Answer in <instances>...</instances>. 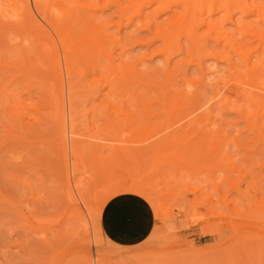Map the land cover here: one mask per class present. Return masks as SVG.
<instances>
[{
    "label": "rangeland",
    "instance_id": "obj_1",
    "mask_svg": "<svg viewBox=\"0 0 264 264\" xmlns=\"http://www.w3.org/2000/svg\"><path fill=\"white\" fill-rule=\"evenodd\" d=\"M28 1L31 2L30 5H33L31 0ZM100 1L72 0L78 6L80 3L82 6L85 3V8L84 6H79L81 10H88L86 6L89 3H96L98 6V10L95 12L96 17L100 16L102 21L112 20L108 33L115 34L120 39L122 38L121 42L127 44L123 43L125 45L123 49L127 50L135 60L137 59V63H141L144 60L146 65L148 64V70L151 71V68H154L151 72H153V75L156 72L157 80L167 84L168 81L166 80L172 82L173 79L177 84L175 86L170 84L169 87L177 86L176 88H178L181 79H178L180 77L179 75L177 76L176 72L184 66L181 61L183 56H172L167 64L165 57L156 53L155 49L161 46L159 44H162V41L158 37L153 36V32L157 28L150 21V18L147 17L150 16L156 23L165 24L171 14L159 13L153 15V12L149 14L150 8L153 7V5H150L145 7L148 8L145 9L146 11L143 9L144 12L142 11L141 13L143 15H134L132 20L128 21V14H124L128 13L132 7H128L126 13L122 10V7L125 4L128 5L130 0H117L119 2L115 0ZM62 2L61 0L48 1L49 4L54 3L57 7L62 6L63 8L60 9L63 12L68 11L67 13L72 14L76 4L72 5L74 8L70 10L71 8L69 9L66 2ZM13 3L15 4V0L14 2L13 0H0V5L2 6L0 7L8 10L4 13L8 17L0 15V34H2L0 35V50H2L0 54H4L3 57L1 55L3 63L0 66H5L0 68V72L3 73V75L0 73V86L3 85L0 89H6L5 86L13 82V80H15L14 83L19 85L16 84V88L14 83L10 84L12 90L10 91V88L8 91L5 90L10 92V95L0 90V264H264V217H261V215H264V112H259L254 125H250L251 121L255 119L253 115L247 121L241 114L239 118L240 115L235 110L243 101L240 100L242 97H239L241 95L237 90L238 78L233 75L235 78L232 79V73L227 68L226 63L222 60L208 59L203 61L200 71H197L199 69L192 64L193 66L190 65L187 68V77L190 76L189 78L193 82L203 78V85L199 80L196 83L199 86V93L202 95H200V104H204L217 92H222L231 97L232 102H230L228 107L233 108V110L226 108V106H220L225 107L224 109L218 107L219 105L215 104L218 99L214 98V100L212 99L213 101L211 100L212 102L210 101L212 104L209 102L203 105L204 107L197 103L199 109L195 110L196 112L194 111L195 113L193 114L197 116L200 114L202 117L198 116V118L196 116L197 120L192 121L187 115L189 110L184 111L181 109L180 111V108H182L180 104L181 107L178 105L179 108L177 107L176 114L172 112L173 115L171 113L165 114V111L164 113L161 112V114H165L163 116L158 113L159 111L153 112L152 110L151 115L148 113L150 116L147 114L149 117L146 116V120L142 121V123L147 121L148 126H142L141 130H138L131 123V118H129L132 106L125 105L123 107L128 114L127 121L123 118L117 119L119 116L114 108L121 106L120 103L115 102L116 106L114 102L112 104L109 101L111 105L103 99L104 94L108 91L106 81L117 82L116 77L118 74L111 68L108 69L116 66L115 62L112 60L113 64L111 63L112 65L110 66L107 63V57L104 55V58L101 54L98 56L100 51L98 52L97 49H94L96 47L92 46L93 43L90 45L91 42H89L91 34L100 35L101 32H98L101 31L100 25L102 22L96 23L95 21L93 23L94 21H90L92 24L90 26L93 28L89 29L94 32L91 34L86 29V27H90L88 26L89 23L85 25L82 22L85 26L81 23H75L74 26L78 30L74 28L75 31L71 30L72 33L70 32L72 34L70 35L72 46H70L74 47L71 52L75 53L73 56H71V53L72 60H70L73 63V67L71 65L72 80H74L73 89L75 90L76 88L77 94H74V96L76 95L74 99L71 98V101L75 100V103L71 102V105L74 104L72 106L74 107L73 111H77L73 113L75 136L72 135L73 137L69 140L76 148V155L71 156L69 152L68 164L69 167H72V165L78 167L75 174L70 175V177L74 176V181L71 182L81 186L80 190L84 202L79 198L78 193H75L76 190L70 182L71 193L74 194V200H72L73 198L67 193L68 189L65 188L63 151L61 147L59 148L60 145L57 142L59 122L58 120H52L51 109L47 108L49 106L46 103L48 102L47 98L42 97L44 95L41 88L35 87L38 83L34 81V77L32 78L33 80H29L32 74L34 75L35 73L29 72L30 76L25 77L27 75H24L22 79L20 78L21 80L17 78L21 77L22 73H25L23 70L21 72L22 68L20 66L22 62L23 66L26 64V68L33 69L27 58L31 59L33 57L31 53L35 56L41 52V46L40 48L38 47V52L35 49L38 43L41 42L44 46L45 42H48L46 46L50 44V37L48 40L46 39L49 31L50 33L52 31L39 19L38 21L41 23L39 22L38 24L35 21H30L31 18L27 17L29 21H26L27 19L20 21L19 17L15 16L17 19H14L12 8L16 5ZM114 3L116 5H113ZM117 5L121 8H116ZM78 8L76 9L78 10ZM60 9L58 10L60 11ZM88 11L90 15L93 14L92 10ZM56 12L55 10H49L48 13L52 20L55 23L61 22V26H67L65 23L67 14L58 16L59 13ZM2 13L1 11L0 14ZM11 15L13 19L10 17ZM16 16H19V14H16ZM144 16L150 21V30L142 28L141 23L145 24L144 21H146ZM51 17L49 18L51 19ZM5 18L11 21L7 22ZM16 20L31 22L30 24L34 22L36 26L39 24L41 26L36 27L33 25L32 27L31 25L30 27L28 26L30 24L27 23L28 25L24 27V22L21 24L19 21L16 22ZM62 21L64 22L62 23ZM15 22L16 24L19 22L22 26L20 27L18 24L16 25L17 27L14 26ZM6 23L8 26H12L13 29L12 27L7 29ZM22 27L24 28L21 29ZM38 27L39 29L42 28L41 30L43 31L45 30L46 35L43 31L39 32ZM233 27V25L227 26L230 29H233ZM6 30L8 31L7 34L10 33V35L5 34ZM41 33L45 36L42 37ZM84 33L88 34L87 37L84 36ZM50 35L54 37V33ZM137 36L142 41L133 43L132 41ZM32 40H35V42ZM55 41L58 43L57 39ZM85 42L92 46L90 48V50L92 49L90 57L84 55L82 51V49L86 48ZM100 42L106 44L105 41ZM79 45L80 47H78ZM94 45L98 44L94 43ZM100 46L104 47L106 45ZM116 47H114L115 49L113 48L114 53H118L117 49L119 48L118 46ZM95 50L97 51L95 52ZM26 51L31 56L28 54L27 57L25 55L27 54L25 53ZM149 51L152 53L150 52L149 54ZM21 54L23 58L26 56L24 58L26 61L21 58ZM142 55L146 57H141ZM179 57L182 58L180 59ZM45 58L46 56L44 58L40 57L43 60H46ZM5 59L9 61L7 62ZM14 59L16 64L12 63ZM18 61H21V63ZM42 61L41 63L45 65L39 64L40 67H36V70H40L42 73L44 71V76H47L46 80L49 79L50 83H53L55 77L52 71L49 70L48 60ZM104 61L109 65L106 68L107 70L103 67L106 66ZM5 62L9 63L10 66H6L7 63ZM139 66L142 67V64ZM138 68L140 69V67ZM17 70L19 72H16ZM158 71H161V73ZM26 72L28 73V71ZM14 76L17 79H13ZM168 77L172 79H167ZM24 78L25 81L23 80ZM28 80L30 83L31 81L36 83V85H33L35 88L32 89V86L29 88L32 85L29 83V87L26 89L27 85L25 83ZM230 80L231 83L229 82ZM21 81L26 87L23 86ZM232 82L233 85L231 86ZM53 84L56 87V91L57 81ZM196 85L194 83V86ZM232 87H235V89ZM170 88L169 90L172 91V88ZM220 88L223 89L221 90ZM28 93L30 94L28 95ZM18 94H22L24 96L23 99L26 96L37 98V104L43 102L41 106H45L43 107L44 113L39 111L41 108L38 111L37 109L36 111L30 109V115L32 114L31 116L34 119L35 117H42L44 122H37L38 125L35 124L33 126L31 125L34 120L33 117L18 118L13 103ZM65 94H68V92L66 93L65 91ZM10 96H13V100ZM2 99L6 100V102ZM43 99L44 101H42ZM65 104L67 106V102ZM129 106L131 109H128ZM152 106L156 107L154 110H160L158 104H152L149 108L153 109ZM205 107L206 109L208 108L206 111L210 114H208V120H211L209 123L207 122L208 120L205 121L207 125L204 123L202 127H199V121H201L206 112L202 110ZM216 107L220 108L217 117H215ZM200 108L202 109L200 110ZM253 109L252 105L248 108L249 111ZM84 110H86V114ZM46 111L49 117L45 114ZM42 114L47 117H43ZM104 114L107 115L105 116ZM102 115L105 118H102L104 117ZM110 116H112V120L114 119L113 121L109 120L111 119ZM184 117L187 118L185 119ZM221 117L224 124L220 119ZM106 118L109 120L108 123ZM157 118L161 119L157 120ZM174 120L175 123H173ZM185 122L191 125L188 127L191 131L185 128V131L183 130L184 134H182L179 129L188 126ZM219 122H222L224 132L227 131L226 140L234 135H240L236 139L239 142H229L227 140V143L224 139L225 136L224 138L221 137V140H225L224 143L223 141L218 142L219 140L217 139L219 137H217L216 141L210 137L206 140V137H204L205 140L202 139L204 147L198 143L199 147L196 150L197 145L194 143L196 145L194 147L195 150L191 149L190 145L192 144L189 142H191V137L195 134L192 131L194 126L197 127V131L199 129L201 131L198 134L199 139V137H202V131L206 133L205 135L212 136L213 132H211V129ZM179 123L182 125L180 126ZM223 133H219V135ZM170 134H176L177 137ZM163 137H165L164 140ZM170 139L171 142H169ZM69 140L68 151H70ZM160 140L166 143L160 142L159 149L157 143ZM210 142H212L213 146ZM209 144L211 149H209ZM186 148L187 150H185ZM64 189L67 190L65 191ZM87 209L92 211L90 218L89 215L87 216ZM85 222L88 231L84 229ZM94 238L98 241H95Z\"/></svg>",
    "mask_w": 264,
    "mask_h": 264
},
{
    "label": "bare ground",
    "instance_id": "obj_2",
    "mask_svg": "<svg viewBox=\"0 0 264 264\" xmlns=\"http://www.w3.org/2000/svg\"><path fill=\"white\" fill-rule=\"evenodd\" d=\"M33 5H30L31 2H29L28 0H15V4L16 5L13 9V17H19L18 19L21 21V20H25L27 18H31L30 21H35L36 24H38L41 20L43 23H45L46 26H48L50 29H51V33H54V37L55 39H57V42L55 41L54 37H52L50 34V31H49V35L47 37L46 40H48V38L50 37V44L46 46V44H48V42L46 43L45 42V46L40 42L38 43L37 48L41 46V52H39V54H37L39 48H35L37 50L36 54L37 55H33L32 54V58L28 59V63H30V65L32 64V67L33 69L31 68H26V64H24L23 66V62H22V67L20 66L21 69V72H25L24 74L22 73L21 77H17L18 79H22V77H24V75H27L25 77H29L30 74L29 72H32V73H35L34 75L32 74L31 78H26V79H29V80H33L32 78L34 77V81L36 83H38L37 86L36 83H31L29 82H26L24 86V83L23 81H21V83H23V86L26 87V89L29 87V83L32 84L30 85L29 88H31L32 86V89L37 87V88H41L42 91H43V95L41 94L42 97H46L47 98V101L46 102L47 104H49V106H47V108H49V110L51 109L50 113H52V120L53 121H56L58 120L59 122V128H58V141L59 142L58 144L60 145L59 148L61 147L62 151H63V167H64V171H63V175H64V178H65V188H67V193H69V195L73 198V195L71 193V186H70V182L71 181H74V176L73 177H70V175H74L76 170H77V166L75 165H72V167H69V162H68V154L70 152V155L74 156L76 155V148L71 144L70 140H71V137H73L72 135L75 134V129H74V123L73 121L74 120V116H73V113L74 111L76 112L77 110H74L73 111V108L72 107L73 105H71V102H74L75 100L71 101L74 97H76V95L74 96V94L76 93V88L75 90L73 89V82L74 80H72V67H73V63H71L72 59H71V56H73V52H71L73 50V48L71 47L72 44H71V40H70V32L71 30L75 31L74 28H76L74 25L75 23H85V25L89 23L88 26L92 25L90 23V21H94L93 23H96L98 22H102V24L100 25L101 26V31H99L98 33H100V35L95 34H91V33H94L93 30L91 32V30L89 28H93V27H86V29H88L91 34V36H93L91 38H89V42L90 45L93 43L92 46L96 47L94 49H97L98 50V56L99 54L105 55L106 60H107V63L111 66L113 64V61L115 62L114 64H116V66H112V67H107L109 65H107V63L105 64L106 66H103L105 69L108 68V69H112L114 70V72H116L118 74V76L116 77L117 82H114V81H106L105 85L108 86V91L106 92V94H104V100L107 101V102H114V104L116 105L115 102H119L121 106H119L118 108L115 107V112L117 113V115L119 116V118L117 119H124L127 121L128 119V114L126 113V110L123 109V107L125 105H130L132 106V110L131 111V115L129 116V118H131V123H133V125L136 126V128L138 130H141L142 126H146L147 125V121H145L146 123H142V121L146 120L145 117H149L152 113V110L153 112L154 111H159L158 113H160V115H165L167 113H171L172 112H175L176 114V110H177V107L179 108L178 105H182V108H180V111L181 109L182 110H186L188 112V116L190 118V120L192 121H195L197 120V117L201 116L200 114L195 115L193 113H195L197 109H199L197 106L199 103L200 104V97L202 96L200 93H199V86L196 85V83L199 82L201 83L202 82V85H203V81L202 79L203 78H200L199 75H197V77H199L200 79H196L197 81H192L190 80V76L187 77V68L190 67V65L194 64L196 66L197 71H200V69L202 68V63L203 61L205 60H208V59H211V60H222L223 62L226 63L227 65V68L230 70V72L232 73V79H234L235 77H233V75H235L237 78H238V81H237V90H238V93L241 95L239 97H242L240 100L243 101V105L241 104L239 107H237V110H235V112H237V114H241L242 117L247 121V120H250V117L253 115L255 117V119H253V121H251V124L250 125H254L256 123V117L259 115V112H264V0H130L129 4H125V6L122 7V10L125 11L126 13V9L128 7H132L131 10H133L132 12H129L124 14V15H127L129 17L128 18V21H131L132 20V17L135 15H140L143 11V9H148V8H145V7H148L150 5H153L152 8H150V13L148 11L149 14H152L153 12V15L155 14H159V13H170L171 16H169V20H167V22L165 24L163 23H156V21L153 19H151L150 16H147L150 18V21H152V23L155 24V27L157 29H155L156 31H152L154 33L153 36H155L156 38L158 37V39H160L162 41V44H159L161 45L160 47H157L155 50H156V53L157 54H160V55H163L165 57V62H167V64L170 62V59L172 56H175V55H182L183 56V59L181 60L182 61V64L184 65L182 69L178 70L177 73V76L179 75L180 78L178 79H181V81H179L180 85L178 86V88L174 87L177 82H175L172 78L168 77L167 79H172V82H169L170 80H166L168 81V83L165 84L163 82H161V80H157V77L155 76V73L153 75V69L154 68H151L152 70H148V64L146 65L145 61L142 60L140 64H142V67L139 66L140 64L137 63V59L135 60V58L130 55L127 50L123 49L125 47V44L121 42V39L116 37L115 34L112 35L109 34V27H110V23L112 20H101L100 19V16H97L96 17V14L95 12L98 10V6L95 4H88L86 7L88 8V10H92L93 11V14H89L88 10L84 9V10H81V3H80V7L78 6V4H76L75 2H72V0H61L66 2V5L69 7L70 10H72L74 7H72V5L74 6V4H76V8H78L79 10V13H78V10L75 8V10L73 11V13H67L68 11H62L61 9L63 8L62 6L61 7H57L54 3L52 4H49L48 1L49 0H31ZM53 2V0H51ZM84 1V0H83ZM100 1V0H99ZM107 1V0H106ZM114 1V0H113ZM117 1V0H115ZM129 1V0H128ZM14 2V0H13ZM62 2V3H64ZM101 2V1H100ZM112 3V1H110ZM119 2V1H117ZM126 2V1H125ZM110 3V4H111ZM128 3V2H127ZM12 4V5H13ZM57 4H60V3H57ZM83 4V2H82ZM85 4V3H84ZM83 4L84 8H85V5ZM121 4V3H120ZM13 5V6H14ZM71 5V6H70ZM113 5H116L115 3ZM1 6V5H0ZM12 6V7H13ZM57 8H56V7ZM64 6V5H63ZM78 6V7H77ZM82 6V7H83ZM2 7V6H1ZM0 7V8H1ZM65 7V6H64ZM67 7V8H68ZM120 6H116V8H119ZM61 8V9H60ZM102 8V7H101ZM121 8V7H120ZM119 8V9H120ZM2 9V10H1ZM0 10L3 12L2 14H0L2 17L5 15L4 13H6V10L5 8H1ZM60 9V11L58 10ZM100 9V8H99ZM17 10V11H16ZM49 10H55L58 11L56 13H59V15H66V20H65V23L67 24V26H61V22H58V23H55V21L52 20V17L49 15ZM66 10V8H65ZM68 10V9H67ZM77 10V11H76ZM152 10V11H151ZM0 11V12H1ZM8 11V10H7ZM14 11H16L14 13ZM76 11V13H75ZM146 11V10H145ZM91 12V11H90ZM144 12V11H143ZM78 13V14H77ZM100 13V12H99ZM131 13V14H130ZM147 13V12H146ZM12 14V13H11ZM15 14V15H14ZM16 14H19V16H16ZM130 14V15H129ZM122 15V16H124ZM143 15V14H141ZM103 16V15H101ZM121 16V17H122ZM236 16V18L234 19V17ZM4 17H8V16H4ZM12 18V15L10 16ZM14 19H17L15 18ZM24 19H23V18ZM27 17V18H26ZM51 17V19L49 18ZM140 17V16H138ZM146 21H144L145 24H143V22L141 23L142 25V28L143 29H146V30H150V25H149V19L144 16ZM22 18V19H21ZM63 18V17H61ZM155 18V17H154ZM6 19V18H5ZM13 19V18H12ZM60 19V18H59ZM104 19V18H102ZM148 19V20H147ZM7 22L8 21H11V20H8V18L6 19ZM19 20H16L19 21ZM62 20V19H61ZM4 21V20H3ZM19 21V22H20ZM26 21H29L28 19ZM165 21V20H164ZM6 22V21H5ZM14 24V26H16L18 24V26L20 25V23L22 24L23 22V26L25 27V25H28L27 23L29 22H25V21H22V22H18L17 24ZM64 21H62L63 23ZM14 23V22H13ZM31 23V22H30ZM29 23V24H30ZM34 22H32V24L28 25L31 27H33V25L36 26ZM41 23V22H40ZM7 25V23H6ZM40 25V24H39ZM37 25V26H39ZM77 25V24H76ZM83 26H85L84 24H82ZM140 25V26H141ZM228 25H233V29H230V28H227ZM8 26V25H7ZM22 25H20L21 27ZM27 26V27H28ZM34 26V28H35ZM36 26V27H37ZM41 26V25H40ZM39 26V27H40ZM42 26L44 27V25L42 24ZM74 26V27H73ZM12 26H8L7 29H10ZM17 27V26H16ZM24 27H22L21 29H23ZM38 27V29H39ZM81 27V26H79ZM95 27V26H94ZM97 28H99L97 25H96ZM152 27H153V24H152ZM29 28V27H28ZM46 28V27H45ZM48 28V29H49ZM73 28V29H72ZM2 29V28H1ZM13 29V27H12ZM20 29V30H21ZM32 29V28H31ZM42 28H40L38 31L42 32L43 30H41ZM47 29V28H46ZM49 29V30H50ZM77 29V28H76ZM83 29V28H82ZM5 30V29H4ZM30 30V29H28ZM33 30V29H32ZM78 30V29H77ZM85 30V29H84ZM3 31V30H2ZM7 31V30H6ZM14 31V30H13ZM48 31V30H47ZM4 32V31H3ZM16 32V31H15ZM26 32V31H25ZM29 32V31H28ZM37 32V31H36ZM34 32V33H36ZM96 32V30H95ZM111 32V31H110ZM8 31L5 33L6 35H10L7 34ZM43 33H45L46 35V31L44 30ZM72 33V32H71ZM87 33V32H85ZM84 33V36L87 37V35ZM97 33V32H96ZM4 34V33H3ZM4 34V35H5ZM37 34V33H36ZM2 35V34H0ZM29 35V34H28ZM39 35V33H38ZM36 35V36H38ZM42 37L45 36L44 34H42ZM118 35V34H116ZM137 35V34H136ZM33 36V35H32ZM40 36V35H39ZM83 36V34H82ZM95 36V37H94ZM98 36V37H97ZM20 37V36H18ZM17 37V38H18ZM35 38V36H33ZM22 38V37H21ZM45 38V37H44ZM43 38V39H44ZM80 38V37H79ZM83 38V37H82ZM134 38V37H133ZM23 39V38H22ZM42 39V40H43ZM81 39V38H80ZM84 39V38H83ZM87 39V38H86ZM45 40V41H46ZM70 40V41H69ZM33 41V40H32ZM39 41V40H38ZM69 41V42H68ZM82 41V40H81ZM87 41V40H86ZM100 41H105V43H101ZM139 41H142L140 38H135L132 42L133 43H136V42H139ZM35 42V40L33 41ZM88 42V43H89ZM99 42V43H97ZM148 42V41H147ZM4 43V42H3ZM44 43V42H43ZM70 43V44H69ZM86 43V42H85ZM94 43L98 44V45H94ZM108 43V44H107ZM141 43V42H140ZM58 44V45H57ZM16 45V44H15ZM71 45V46H70ZM88 45L87 43L85 44L86 48L85 47H82V48H85V49H82L84 55L86 56H89L92 54V49L90 50V48L92 46ZM100 45H106V46H100ZM115 45V46H114ZM14 46V45H13ZM33 46V45H32ZM60 46V47H59ZM81 46H83L81 44ZM90 46V47H88ZM116 46H118L119 49H117L118 53H114L113 52V48H117ZM25 47V46H24ZM80 47V45L78 46ZM98 47V48H97ZM7 48V47H6ZM15 48V47H14ZM32 48V47H31ZM43 48V49H42ZM114 48V49H115ZM12 49V48H11ZM16 49V48H15ZM27 49V48H26ZM72 49V50H71ZM77 49V47H76ZM80 49V48H79ZM7 50V49H6ZM14 50V49H13ZM19 50V49H18ZM95 50V52L97 51ZM2 50H0L1 52ZM20 51V50H19ZM35 51V50H34ZM44 52L45 56H46V60H48L47 63H49V70L52 71L55 79H54V82L57 81V89L55 91V88L54 87V82L50 83V80L49 82H47L48 80L47 79V76H44L45 74L44 71L42 69L41 70L43 71L40 72V70H36V67H40L39 64H42L41 61L43 59H40L41 58H44V54L42 55V53ZM91 53H90V52ZM5 52V51H4ZM14 52V51H13ZM90 54H89V53ZM151 51H149V54H150ZM12 53V52H11ZM10 53V54H11ZM27 54H25L27 57H28V53L27 51L25 52ZM72 53V55H71ZM152 53V52H151ZM154 53V52H153ZM7 54V53H6ZM14 54V53H13ZM16 54V53H15ZM14 54V55H15ZM20 55V53H18ZM30 54V56H31ZM2 53L0 54V65H2L1 63H3L2 61V57H1ZM17 55V54H16ZM18 55V56H19ZM24 55V53H23ZM40 55V56H39ZM43 57H42V56ZM71 55V56H70ZM82 56H84L83 54H81ZM95 55H97L95 53ZM146 55V54H144ZM8 56V55H7ZM26 56L24 58H26ZM29 56V57H30ZM37 56V58H36ZM90 57V56H89ZM104 57V58H105ZM136 57V56H135ZM141 57H146V56H141ZM8 58V57H6ZM11 58V57H10ZM21 58H23L22 54H21ZM87 58V57H86ZM138 58V57H137ZM180 58V57H179ZM182 58V57H181ZM180 58V59H181ZM15 59H17L15 57ZM14 59V61L12 63H15L16 64V60ZM71 59V60H70ZM88 59V58H87ZM93 59V58H92ZM98 59V58H97ZM101 59V58H100ZM103 59V58H102ZM140 59V58H138ZM6 60V59H5ZM18 60V59H17ZM25 60V59H24ZM46 60H43L42 62L46 61ZM113 60V61H112ZM7 62L9 60H6ZM11 61V59H10ZM23 61V60H22ZM26 61V60H25ZM24 61V62H25ZM137 61V62H136ZM179 61V60H178ZM5 62V63H7ZM19 62V61H18ZM17 62V64H18ZM11 63V64H12ZM21 63V61L19 62ZM26 63V62H25ZM46 63V64H47ZM112 63V64H111ZM180 63V62H179ZM13 64V65H15ZM37 64V65H36ZM139 64V65H138ZM165 64V65H167ZM176 64V63H174ZM181 64V63H180ZM179 64V65H180ZM12 65V66H13ZM29 65V66H30ZM35 65V66H34ZM45 65V64H42V66ZM72 65V67H71ZM6 66H10L9 63H7ZM174 66V65H172ZM193 66V65H192ZM5 66H0V68H4ZM17 67V66H16ZM100 67V66H99ZM102 67V69H103ZM140 67V69L138 68ZM19 68V69H20ZM26 68V70H25ZM98 68V67H97ZM179 68V67H178ZM226 68V70H227ZM9 69V68H8ZM29 69V70H27ZM3 70V69H2ZM23 70V71H22ZM45 70V69H44ZM48 70V72H49ZM101 70V68H100ZM107 70V69H106ZM225 70V71H226ZM28 71V73L26 72ZM51 71H50V74H51ZM104 71V69H103ZM172 71V70H171ZM170 71V72H171ZM175 71V70H174ZM173 71V72H174ZM196 71V70H195ZM202 71V70H201ZM16 72H19L18 70ZM20 72V73H21ZM107 72V71H106ZM105 72V73H106ZM112 72V71H111ZM113 72V73H114ZM161 73V71H158ZM169 72V73H170ZM229 72V71H228ZM227 72V73H228ZM229 72V73H230ZM2 75L3 73L0 72ZM5 73V72H4ZM46 73V72H45ZM167 73V71H166ZM189 73V72H188ZM0 74V75H1ZM14 74V73H13ZM49 74V73H48ZM49 74V75H50ZM191 74V73H190ZM189 74V75H190ZM197 74V73H196ZM195 74V75H196ZM162 75V74H161ZM160 75V76H161ZM167 75V74H166ZM194 75V74H193ZM201 75V74H200ZM19 76V74H18ZM52 76V75H51ZM159 76V75H158ZM171 76V75H170ZM228 76V75H227ZM44 77H46L44 79ZM53 77V78H54ZM229 77V76H228ZM14 78L13 79H17ZM50 78V77H49ZM163 78V76H162ZM176 78V77H174ZM221 78V77H220ZM1 79V77H0ZM20 79V80H21ZM158 79H160L158 77ZM165 79V78H164ZM163 79V80H164ZM25 81V78L23 79ZM46 80V81H45ZM109 80V79H108ZM162 80V81H163ZM176 80V79H175ZM229 80V79H228ZM5 81V80H3ZM27 81V80H26ZM174 81V82H173ZM1 82V81H0ZM15 80H13V82L11 83H14ZM17 82V81H16ZM47 82V83H46ZM105 82V81H104ZM225 82V81H224ZM231 83V80L229 81ZM7 84L6 89L5 88H1L0 90L3 92V93H6L8 91V89L10 88V84ZM50 83V84H48ZM194 83L196 86H194ZM200 83H198L200 85ZM228 83V81H227ZM17 83H14V86L17 88ZM172 85L174 84V86H171L172 88V91L169 90V85ZM235 84V82H234ZM33 85H36L35 87H33ZM225 85V84H224ZM233 85V82L231 84V86ZM3 85H1L0 87H2ZM13 86V87H14ZM19 86V85H18ZM21 86V85H20ZM75 86V85H74ZM123 86V87H122ZM125 86V87H124ZM223 86V85H222ZM230 86V85H228ZM236 86V85H235ZM12 87V88H13ZM23 87V88H24ZM201 87V86H200ZM20 88V87H19ZM123 88V90H121ZM170 88V89H171ZM175 88V89H173ZM202 88V87H201ZM235 89V87H232ZM4 89V90H3ZM14 89V88H13ZM21 89V88H20ZM221 89V88H220ZM223 89V88H222ZM221 89V90H222ZM233 89V90H234ZM7 90V91H5ZM12 89L10 88V91ZM40 90V89H39ZM74 90V91H73ZM203 90V88H202ZM201 90V91H202ZM229 90V89H228ZM34 91V90H33ZM65 91L66 93L68 92V94H65ZM74 93H73V92ZM217 91V89H216ZM227 91V90H226ZM26 92V91H25ZM36 92V91H35ZM40 92V91H39ZM230 92V91H229ZM236 92V91H235ZM8 94L10 92H7ZM6 93V94H7ZM12 93V92H11ZM41 93V92H40ZM39 93V94H40ZM71 97H70V95ZM73 93V94H72ZM95 93H98V92H95ZM228 93V92H227ZM30 93H28L29 95ZM34 94V93H32ZM77 94V93H76ZM10 95V94H9ZM12 95V94H11ZM14 95V94H13ZM65 95H66V99H65ZM68 95V96H67ZM73 95V96H72ZM201 95V96H200ZM212 95V94H211ZM237 95V94H236ZM23 95L21 94H18L17 98H15L13 100V96L11 97V99L13 100V103H14V106H15V110H16V114L18 116L19 119H22L24 117H27V118H30V109H34L36 111L39 110V111H43V107L45 106H41L43 105V102L40 104H37V98L34 99L32 98L31 96H26L25 99L24 96L22 97ZM35 96V95H34ZM95 96V95H94ZM1 97V96H0ZM9 97V96H8ZM15 97V96H14ZM41 97V99H42ZM212 97V96H211ZM39 98V97H38ZM78 98V97H77ZM214 98L218 99V101H216V105L218 104L220 106H226V108L230 109L231 107H228V105L230 104L231 101V97L228 96V94L226 95L225 93L223 94L222 92H217L212 98H210L209 100H207L206 102H204V104H200L201 107L203 105H206L208 104L212 99L214 100ZM4 99V98H3ZM2 99V100H3ZM10 99V101H12ZM33 99V100H32ZM40 99V98H39ZM215 99V100H216ZM9 100V98H8ZM35 100V101H34ZM212 100V101H213ZM234 100V99H233ZM237 100V99H236ZM6 102V100H3ZM44 101V99L42 100ZM211 101V102H212ZM9 102V101H8ZM36 102V103H34ZM41 102V101H40ZM67 102V106H66V103ZM109 102V103H110ZM210 102V103H211ZM218 102V103H217ZM4 103V102H3ZM12 103V102H11ZM75 103V102H74ZM108 103V105H109ZM214 103V102H213ZM111 104V103H110ZM111 104V105H112ZM152 104H158L159 105V109L157 110H154L156 109L155 106H152L153 109L149 108L151 107ZM212 104V103H211ZM245 104V105H244ZM76 105V104H75ZM107 105V104H106ZM180 105V107H181ZM199 105V107H200ZM210 105V104H209ZM250 105H252L254 107L253 110L249 111L248 108L250 107ZM12 106V105H11ZM34 106V107H33ZM117 106V105H116ZM130 106L128 107V109L130 108ZM211 106V105H210ZM214 106V105H213ZM155 107V108H154ZM197 107V108H196ZM204 107V106H203ZM216 107V112H215V117H217L219 115V109L220 108H223V107H220L218 108ZM76 108V106H75ZM78 108V107H77ZM85 109V107H83ZM130 108V109H131ZM213 108V107H212ZM218 108V109H217ZM225 108V107H224ZM223 108V109H224ZM151 109V110H150ZM202 108H200L201 110ZM208 109V108H207ZM206 107L205 109H202V110H207ZM222 109V110H223ZM233 110V108H231ZM79 110V109H78ZM87 110V109H86ZM84 110V113L85 111ZM179 110V109H178ZM198 110V111H200ZM14 111V110H13ZM80 111V110H79ZM105 111V110H104ZM166 111V112H165ZM195 111V112H194ZM204 111V112H205ZM211 111H214V110H211ZM231 111V110H230ZM89 112V111H88ZM107 112V110H106ZM165 112V114H161ZM178 112V111H177ZM201 112V111H200ZM221 112V111H220ZM105 113V112H104ZM129 113V112H128ZM150 115H149V114ZM183 113V112H182ZM180 113V114H182ZM211 113V112H210ZM214 113V112H213ZM234 113V112H233ZM47 114V111L46 113ZM80 114V113H79ZM78 114V115H79ZM86 114V113H85ZM84 114V115H85ZM103 114V112H102ZM109 114V113H108ZM149 116H148V115ZM186 114V113H185ZM209 112L206 111L204 113V116L203 118H201V121H199V127H202L203 124L205 123V121H207L209 118ZM236 114V113H235ZM43 115V114H42ZM41 115V116H42ZM75 115V114H74ZM105 115V114H104ZM102 115V116H104ZM107 115V114H106ZM105 115V116H106ZM154 115V113H153ZM173 115V114H172ZM195 115V116H194ZM212 115V114H211ZM222 115V114H221ZM224 115V114H223ZM241 115L239 116V118L241 117ZM40 116V117H41ZM47 117L46 115H43V117ZM80 116V115H79ZM83 116V115H82ZM102 117V118H105ZM109 116V115H108ZM107 116V117H108ZM156 116V114H155ZM168 116V115H167ZM184 116V114H183ZM182 116V117H183ZM187 116V117H188ZM197 116V117H196ZM214 116V115H212ZM33 116H31L32 118ZM49 117V116H48ZM84 117V116H83ZM81 117V118H83ZM111 119L109 120H112V116H110ZM170 117V116H169ZM186 117V118H187ZM198 117V118H199ZM202 117V116H201ZM223 117V116H222ZM220 118L221 120L223 118ZM236 117V116H235ZM80 118V117H79ZM109 118V117H108ZM154 118V116H153ZM165 118V117H164ZM167 118V117H166ZM177 118V117H175ZM185 118V117H184ZM183 118V119H184ZM185 118V119H186ZM211 118V117H210ZM213 118V117H212ZM238 118V119H239ZM34 119V117H33ZM36 119V120H35ZM32 121L31 125H35L37 124V122H44L42 117L41 118H36ZM37 119H39L37 121ZM42 119V120H40ZM107 119V118H106ZM156 119V118H155ZM158 119H161V118H157ZM180 119V118H179ZM237 119V118H236ZM109 120L107 119V123L109 122ZM114 120V119H113ZM112 120V121H113ZM149 120V118H148ZM151 120V118H150ZM178 120V119H177ZM176 120V121H177ZM211 120V119H210ZM210 120H208L207 122L209 123ZM228 120V119H227ZM17 121V120H16ZM20 121V120H19ZM51 121V120H49ZM48 121V123H50ZM52 121V122H53ZM162 121V120H161ZM179 121V120H178ZM181 121V120H180ZM191 121V122H192ZM218 121V120H217ZM216 121V122H217ZM226 121V120H225ZM51 122V123H52ZM150 122V121H149ZM158 122V121H157ZM189 122V121H187ZM223 122V120H222ZM222 122H219V123H216L214 125V128L211 129V132L212 133V136H207L205 135L206 133H203L202 131V137H199L198 139V134L201 133L200 129L197 131V127L194 126V130H192L193 132H195V134L190 138L191 142H189L191 146V149L198 144L200 143L201 145L203 144V140L204 137H206V140L207 138L209 139L210 138H213V140L216 141L217 137H219V140L218 142L220 141H223L221 140V137L224 138L225 136V140H226V132H224V128L222 126ZM232 122V121H231ZM249 122V121H248ZM55 123V122H53ZM112 123V122H111ZM162 123V122H161ZM175 123V120L174 122ZM172 123V124H173ZM177 123V122H176ZM184 123V122H183ZM186 123V122H185ZM190 123V122H189ZM189 123H186L188 124L187 127H184V128H180L179 130L182 131V134H184L183 130L185 131V128H188ZM212 123V122H211ZM144 124V125H143ZM160 124V122H159ZM180 126L182 125L181 123H179ZM178 124V125H179ZM193 124V123H192ZM206 124V123H205ZM224 124V122H223ZM229 124V123H228ZM38 125V124H37ZM113 125V124H112ZM178 125H175V126H178ZM207 125V124H206ZM210 125V124H209ZM208 125V126H209ZM235 125V124H234ZM237 125V124H236ZM134 126V127H135ZM148 126V125H147ZM174 126V125H173ZM185 126V124H184ZM191 126V125H190ZM232 126V124H231ZM111 127V126H110ZM233 127V126H232ZM236 127V126H235ZM174 128V127H173ZM196 128V130H195ZM209 128V127H207ZM77 129V128H76ZM170 129V128H169ZM218 129V130H217ZM223 129V131H222ZM80 130V129H79ZM168 130V129H167ZM176 131V129H174ZM173 130V131H174ZM187 130L191 131L190 128H188ZM186 130V132H187ZM78 131V130H77ZM76 131V132H77ZM172 131V129H171ZM170 131V132H171ZM188 131V132H189ZM197 131V132H196ZM222 131V132H221ZM223 133V134H220L219 133ZM166 133V132H165ZM56 134V135H57ZM79 134V133H78ZM164 134V133H163ZM186 134V133H185ZM81 135V134H80ZM170 135H173V134H170ZM176 136V134H174ZM173 135V136H174ZM187 135V134H186ZM185 135V136H186ZM75 136V135H74ZM165 136V135H164ZM168 136V134H167ZM238 135H234L233 137H230V139H227L229 140V142H234V141H238L236 140L238 137H240V135L237 137ZM57 137V136H56ZM177 137V136H176ZM165 137H163V140H164ZM229 138V137H228ZM70 139V140H69ZM162 139V138H161ZM68 140H69V144H70V151H68ZM73 140V139H72ZM157 140V139H156ZM167 140V138H166ZM205 140V139H204ZM211 140V139H210ZM224 140V141H225ZM227 140L225 142H227ZM173 141V140H172ZM223 141V143H224ZM159 143H157L158 145V148L160 146L161 143H164V141L160 140L158 141ZM161 142V143H160ZM171 142V139L170 141ZM239 142V141H238ZM166 143V142H165ZM164 143V144H165ZM196 143V145L194 144ZM208 143V142H206ZM205 143V144H206ZM212 142H210L211 144ZM217 143V142H215ZM228 143V142H227ZM241 143V142H240ZM151 144V143H150ZM163 144V145H164ZM187 144V143H186ZM209 144V146H210ZM161 145V146H163ZM194 145V146H193ZM200 145V146H201ZM212 145V144H211ZM228 145V144H227ZM154 146V145H152ZM183 146V145H182ZM203 146V145H202ZM201 146V147H202ZM213 146V145H212ZM199 146L197 145L196 146V150ZM200 147V148H201ZM204 147V146H203ZM207 147V145H206ZM149 148H150V145H149ZM163 148V147H162ZM161 148V150H162ZM166 148V147H165ZM182 148H185V147H182ZM199 148V149H200ZM160 149V148H159ZM189 149V147H188ZM190 149V150H191ZM209 149H211V146L209 147ZM164 150V149H163ZM187 150V148L185 149ZM195 150V149H194ZM214 150H217V149H214ZM219 150V149H218ZM223 150V149H222ZM226 150V149H225ZM253 150V149H252ZM255 150V149H254ZM179 152V151H178ZM182 152V151H181ZM184 152V151H183ZM193 152V151H192ZM217 152V151H216ZM71 162V161H70ZM71 165V163H70ZM74 166V167H73ZM71 173V174H70ZM70 179H73V180H70ZM73 184V188H75V193H78V195L80 196L79 198L82 199V201L84 200L83 196H82V192H81V186H79V184H76L74 182H71ZM75 185V186H74ZM65 190V189H64ZM65 190V191H66ZM64 191V192H65ZM68 195V194H67ZM68 195V196H69ZM77 196V195H76ZM71 199V198H70ZM74 200V198L72 199ZM84 202V201H83ZM91 209V208H90ZM90 209H87V216L89 215V218L91 217L92 215V211ZM261 217H264V215H261ZM93 223H95L93 221ZM84 229L86 231H88V227H87V224L85 222V225H84ZM95 226V225H94ZM96 227V226H95ZM100 227V226H99ZM84 230V231H85ZM97 230V229H95ZM94 230V231H95ZM97 232V231H96ZM100 232V231H99ZM98 233V232H97ZM95 234V232H94ZM93 238V237H92ZM95 241H98L96 238H94ZM247 248V247H246ZM244 251V250H243ZM248 257V255H247ZM248 261H249V258H248ZM250 263V261H249ZM90 264V263H89ZM252 264V263H250Z\"/></svg>",
    "mask_w": 264,
    "mask_h": 264
}]
</instances>
